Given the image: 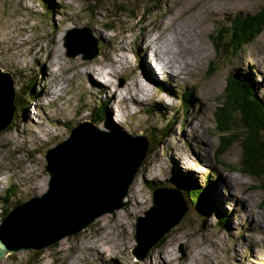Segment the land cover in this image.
<instances>
[{"label":"rangeland","instance_id":"1","mask_svg":"<svg viewBox=\"0 0 264 264\" xmlns=\"http://www.w3.org/2000/svg\"><path fill=\"white\" fill-rule=\"evenodd\" d=\"M54 1L56 9L51 0H0V68L11 74L17 97L11 127L0 131V221L5 209L47 189L44 153L72 128L93 119L96 106L108 97L105 109L113 125L104 120L96 126L117 137L139 131L154 136L151 152L128 189L127 207L41 251L12 252L0 264H264V179L231 171L241 168L239 141L220 159L214 156L220 138L214 116L228 77L250 75L264 98V29L230 56L216 55L212 40L215 27H223L237 12L255 13L264 0ZM85 27L99 41L98 55L68 57L64 39L77 45L71 31ZM172 27L175 42L160 46ZM146 47H155L169 64L162 62L163 67L180 70L178 75L169 70L165 80L157 76ZM174 62L182 69L174 68ZM131 65L142 66L152 87L161 84L172 95L160 89L148 98L151 87L143 81L145 96H138L137 86L127 88L134 75L140 83ZM132 95L140 101L133 102ZM158 96L166 107L155 104ZM179 151L188 153L189 160ZM176 177L194 181L206 196L194 202L188 198L183 219L143 260H136L131 253L136 218L151 205L152 188L169 186ZM226 178L235 180L228 189ZM6 191L14 194L8 202L2 198ZM221 216L227 218L225 224H219Z\"/></svg>","mask_w":264,"mask_h":264},{"label":"water","instance_id":"2","mask_svg":"<svg viewBox=\"0 0 264 264\" xmlns=\"http://www.w3.org/2000/svg\"><path fill=\"white\" fill-rule=\"evenodd\" d=\"M71 32L77 45L64 39L68 57L98 55L97 39L89 28ZM15 96L11 74L0 68V131L14 119ZM68 135L44 153L47 189L15 205L0 221V261L20 250L41 251L100 216L127 207L128 189L149 149L144 133L117 137L86 120ZM186 211V201L177 188L153 190L151 205L134 224V258L143 260Z\"/></svg>","mask_w":264,"mask_h":264},{"label":"trees","instance_id":"3","mask_svg":"<svg viewBox=\"0 0 264 264\" xmlns=\"http://www.w3.org/2000/svg\"><path fill=\"white\" fill-rule=\"evenodd\" d=\"M160 4L161 0H155ZM54 8L57 6L54 0H51ZM89 6V5H88ZM118 11L121 8H116ZM94 10V6L90 11ZM107 30H112L113 26L109 23L103 24ZM264 29V5L255 13L237 12L232 18H227L226 24L222 27H215L212 33L215 54L225 53L227 56L234 55L240 48L244 47ZM223 100L220 103L215 116V128L218 130L219 143L215 151V158L221 157L226 150L234 142H240L242 146L241 168H231V171L241 172L252 177L264 179V98L258 94L257 87L248 74H239L229 76L225 85ZM187 93L183 94L186 100ZM108 101H103L97 105V113L89 121L94 125H98L104 120L113 125L109 119L105 107ZM15 108H17V97L14 99ZM149 113V111H147ZM92 113H94L92 111ZM166 124V133L170 129V125ZM11 127V125H10ZM165 133V135H166ZM150 136V135H148ZM154 137V136H152ZM152 139L149 137V143ZM151 149H148L150 154ZM216 161V160H215ZM250 176V177H251ZM173 184L180 188L186 198H191L193 202L199 197L206 196L205 189L199 191L197 184L188 179L174 178ZM207 184V183H206ZM210 188L211 182H208ZM156 187H153L155 189ZM204 188V187H202ZM3 198L4 202H8L14 194L6 191ZM17 201L15 203L19 204ZM8 213V209L3 211L4 217ZM219 224H225L227 218L219 217ZM163 242V238L157 243V246ZM113 264H119L114 261Z\"/></svg>","mask_w":264,"mask_h":264},{"label":"bare ground","instance_id":"4","mask_svg":"<svg viewBox=\"0 0 264 264\" xmlns=\"http://www.w3.org/2000/svg\"><path fill=\"white\" fill-rule=\"evenodd\" d=\"M186 9H183L182 11H185ZM173 30H174V32H175V29H174V27H172V28H170L169 29V31H168V34L167 35H165L163 38H162V41H160V46H161V44L164 46V47H166L167 45H168V43H170V42H175V37H174V33H173ZM152 40V39H151ZM148 42H151V41H148ZM148 45V44H147ZM149 48V47H148ZM154 48V50H155V47H153ZM153 48H151V49H153ZM157 48L159 49L158 50V52L159 53H161L160 51L162 50V48L160 49V47H158L157 46ZM155 52H156V50H155ZM163 52V51H162ZM162 60V59H161ZM170 60V59H169ZM162 62L164 63V65H169L168 64V62L167 61H163L162 60ZM140 63H141V61H140ZM171 65H174V68H179V69H182V64L181 63H178V62H174V63H172ZM142 66H143V64H142ZM142 66H139V65H131V68H130V70H132V74H133V72L134 71H138L139 72V74H140V83H138V79H136V76L134 75V78H133V80L130 82V84H127V88L130 86V85H132V87H138V90L140 91V94H138V96L139 95H142V96H145L146 94H145V92L142 90V83H141V81H143V82H145V85H146V87H151L150 89L151 90H153V91H155V87H152L149 83H148V81H150V79H148V71H145V69L142 67ZM162 68H163V65H162ZM164 68H167V67H164ZM174 71V70H173ZM177 71H180V70H177ZM177 71H174V74H176V75H178V73H177ZM132 74H130V78H131V76H132ZM141 77L143 78V79H141ZM104 80H106L105 78H103ZM99 81L100 80H102V78L101 79H98ZM168 81V80H167ZM89 82V81H88ZM133 82V83H132ZM90 83V82H89ZM171 83V82H170ZM99 84V83H98ZM173 85H176L177 83H172ZM90 85H91V88H92V90H94V85H92L91 83H90ZM102 85H105V83H103ZM101 85V86H102ZM144 86V85H143ZM157 90H158V88H156ZM103 91V90H102ZM139 91H137V92H139ZM177 91V90H176ZM103 92H105V91H103ZM154 94V93H153ZM148 95V94H147ZM138 96H136V95H132V98L133 99H131L133 102H138V101H140V98L138 97ZM52 97H54V96H52ZM135 97H138L139 99H136ZM109 98V97H108ZM157 98H158V100H157ZM157 98H155L156 100H154V102H155V104L156 105H162V107L164 106V107H166L164 104H162V100H161V97H157ZM148 99V98H147ZM54 100H56V99H54ZM194 100H195V97H194ZM123 102H125V103H127L126 102V98H124V100H123ZM108 103H109V101H108ZM26 115V114H25ZM188 120H189V118H188ZM190 121V120H189ZM183 122V121H182ZM167 124H168V121L166 122ZM184 123V122H183ZM182 143H184L183 141H181ZM200 142H201V139H200ZM184 144H186V146H189L190 148H191V144H189V142H186V143H184ZM178 153V155H180V156H182V157H184L185 159H186V161H188L189 159H188V157H190L189 155H188V153H185V152H182V151H179V152H177ZM175 154V153H174ZM172 157V159H173V156H171ZM195 165H197V164H195ZM187 172H190V171H184V172H182V173H187ZM183 175V174H182ZM219 181V180H218ZM224 182H225V184H226V187H227V189L229 188V185H232V184H234V182H235V180H233V179H231V178H226V179H224ZM225 187V188H226ZM215 188H216V184H215V186H214V190H215ZM218 202H220L219 201V199H218ZM191 244V243H190ZM193 245H194V243H193ZM189 246L190 245H188L187 244V249H189ZM237 264H239V263H237ZM252 264V263H251Z\"/></svg>","mask_w":264,"mask_h":264}]
</instances>
